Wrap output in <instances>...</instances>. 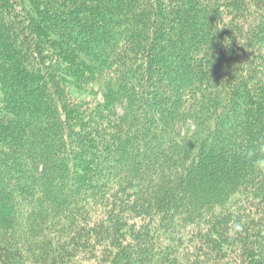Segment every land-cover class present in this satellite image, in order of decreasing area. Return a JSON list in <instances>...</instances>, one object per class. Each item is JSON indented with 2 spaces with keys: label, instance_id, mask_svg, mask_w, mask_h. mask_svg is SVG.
<instances>
[{
  "label": "trees",
  "instance_id": "16d2710c",
  "mask_svg": "<svg viewBox=\"0 0 264 264\" xmlns=\"http://www.w3.org/2000/svg\"><path fill=\"white\" fill-rule=\"evenodd\" d=\"M92 260L264 264V0H0V264Z\"/></svg>",
  "mask_w": 264,
  "mask_h": 264
},
{
  "label": "rangeland",
  "instance_id": "374dc122",
  "mask_svg": "<svg viewBox=\"0 0 264 264\" xmlns=\"http://www.w3.org/2000/svg\"><path fill=\"white\" fill-rule=\"evenodd\" d=\"M23 215H24V214H20L18 218L20 219V221H21L22 223H25V222L23 221V219H24V216H23ZM16 217H17V216H16ZM18 218H17V219H18ZM98 259H100V258H98ZM94 261H95V260L89 261V263H87V264H96V263H94ZM98 263H100V262H98ZM100 264H101V263H100Z\"/></svg>",
  "mask_w": 264,
  "mask_h": 264
}]
</instances>
